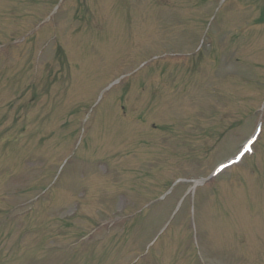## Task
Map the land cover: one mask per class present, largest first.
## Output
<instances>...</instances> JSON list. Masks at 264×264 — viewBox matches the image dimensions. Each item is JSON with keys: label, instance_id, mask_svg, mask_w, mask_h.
Listing matches in <instances>:
<instances>
[{"label": "rangeland", "instance_id": "rangeland-1", "mask_svg": "<svg viewBox=\"0 0 264 264\" xmlns=\"http://www.w3.org/2000/svg\"><path fill=\"white\" fill-rule=\"evenodd\" d=\"M0 264H264V0H0Z\"/></svg>", "mask_w": 264, "mask_h": 264}, {"label": "snow or ice", "instance_id": "snow-or-ice-1", "mask_svg": "<svg viewBox=\"0 0 264 264\" xmlns=\"http://www.w3.org/2000/svg\"><path fill=\"white\" fill-rule=\"evenodd\" d=\"M251 143H252V141H249L248 142L249 146H242V147H245L246 151H251L252 150L251 147H250Z\"/></svg>", "mask_w": 264, "mask_h": 264}]
</instances>
